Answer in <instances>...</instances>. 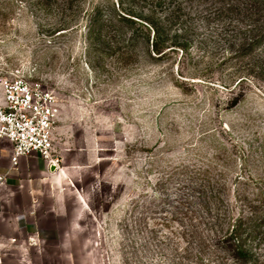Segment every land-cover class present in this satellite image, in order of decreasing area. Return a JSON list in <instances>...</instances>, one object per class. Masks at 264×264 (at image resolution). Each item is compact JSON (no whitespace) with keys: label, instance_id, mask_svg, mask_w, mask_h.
<instances>
[{"label":"rangeland","instance_id":"rangeland-1","mask_svg":"<svg viewBox=\"0 0 264 264\" xmlns=\"http://www.w3.org/2000/svg\"><path fill=\"white\" fill-rule=\"evenodd\" d=\"M159 3L0 0V73L52 89L58 151L100 160L75 174L87 201L79 238L96 264H233L199 247L184 257L170 238L183 230L167 219L189 184L218 194L223 216L264 214V64L236 52L263 33L264 0ZM125 12L144 25L124 24ZM95 19L103 34H88ZM149 29L151 41L155 30L188 38L190 53L152 58Z\"/></svg>","mask_w":264,"mask_h":264},{"label":"crops","instance_id":"crops-1","mask_svg":"<svg viewBox=\"0 0 264 264\" xmlns=\"http://www.w3.org/2000/svg\"><path fill=\"white\" fill-rule=\"evenodd\" d=\"M12 149L0 139V264H96L79 238L87 201L75 174L100 160L66 145L59 166L34 154L13 168Z\"/></svg>","mask_w":264,"mask_h":264},{"label":"trees","instance_id":"trees-1","mask_svg":"<svg viewBox=\"0 0 264 264\" xmlns=\"http://www.w3.org/2000/svg\"><path fill=\"white\" fill-rule=\"evenodd\" d=\"M159 2V4H163L164 0H159ZM173 16L176 17L175 14ZM119 20L126 25H144L143 22L133 17V14L129 12L119 15ZM150 22L153 23V26L156 24L154 20ZM97 23L98 20L95 19V24L90 27L88 34H103L104 24L99 22L98 25ZM150 32L149 29L147 37L149 48L147 49L152 58L159 60L168 52L178 50L182 51V56L188 52L190 53L191 43L188 38L185 41H179L178 34L174 38H171L169 34L162 37L164 33L155 30V36L151 41ZM261 32L263 33L251 34L248 39L242 38V42H239L241 50H236V52L240 51L241 55L245 56L250 55L253 60L264 64V49L253 51L255 45L264 43V27L261 28ZM192 75L197 76V70ZM180 76L178 78L179 87L182 86L181 84L184 81H190L184 78L186 75L180 74ZM243 81H245V78L235 81L230 85V89H240L239 86ZM190 83L194 85L196 81ZM205 191L189 184L188 194L185 195V198L181 201L176 200L177 204L173 205V208L178 210L171 212V217L167 221L177 223L183 230V232H177L178 227L174 226V231L171 232V242L174 243L177 250L180 249V245L183 254H185L184 257L190 258L193 255L197 256V247H199L204 251L210 249L212 256L219 263H221L220 258L225 259L228 257L233 261V264H264V252H260L264 250V214L258 213L257 215L254 209H250L248 214L239 212L237 215L223 216L220 212L221 197L218 194H207ZM179 205L185 207L183 212H180ZM251 208L253 207L251 206ZM206 216H208L207 220L209 222L205 221ZM179 217H182L185 221H180L181 218ZM156 224H159V221ZM202 224L209 226L208 229L212 232V236L201 232L203 230ZM175 238L178 241H175ZM183 243L185 245H182ZM221 253H226L227 256L223 257Z\"/></svg>","mask_w":264,"mask_h":264},{"label":"built area","instance_id":"built-area-1","mask_svg":"<svg viewBox=\"0 0 264 264\" xmlns=\"http://www.w3.org/2000/svg\"><path fill=\"white\" fill-rule=\"evenodd\" d=\"M60 104L42 82L13 73H0V139L12 143V164L38 154L55 166L62 162L55 140ZM8 172L0 174V188Z\"/></svg>","mask_w":264,"mask_h":264}]
</instances>
